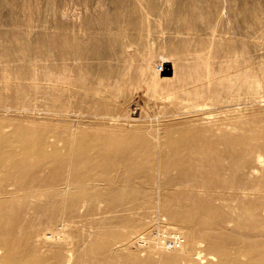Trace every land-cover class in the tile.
I'll list each match as a JSON object with an SVG mask.
<instances>
[{"label":"rangeland","instance_id":"rangeland-1","mask_svg":"<svg viewBox=\"0 0 264 264\" xmlns=\"http://www.w3.org/2000/svg\"><path fill=\"white\" fill-rule=\"evenodd\" d=\"M188 128L217 144L172 148ZM40 130L100 148L66 157L58 147L41 176L61 183L68 173L70 188L0 223V264L10 229L51 264L215 262L206 235L199 258L162 252L153 232L172 238L183 226L192 201L182 190L232 161L237 137L258 147L237 160L245 177L264 176V0H0V136L17 144ZM174 180L178 191L149 188ZM43 230L54 240L37 237Z\"/></svg>","mask_w":264,"mask_h":264},{"label":"bare ground","instance_id":"bare-ground-1","mask_svg":"<svg viewBox=\"0 0 264 264\" xmlns=\"http://www.w3.org/2000/svg\"><path fill=\"white\" fill-rule=\"evenodd\" d=\"M246 127L247 124H238L240 130H244ZM202 136L201 129H183L179 132L177 139L169 141V145L172 148H182L183 144H188L191 148L193 146V149H197L196 146L202 140L203 143L208 144L207 147H212L218 142L216 138L209 141ZM49 139L50 132L44 130L38 131L33 141L25 139L17 144H12L0 136V223L6 221L12 227L16 223L15 213L17 211L24 210L26 212V209H32L35 206V204L31 206V199H41L40 197L43 196L44 192L49 190L59 193L65 191L66 187L70 188V182L66 181L68 173L66 180L61 183L59 181L56 183L53 181L48 182L46 177L41 176V173H46L48 176V173L54 169L53 158L59 155L58 150L60 149L58 147L60 145L63 146L66 157H71L76 152L100 148V139L91 136H85L75 141L66 137L59 139L51 137V140ZM234 145L240 147V149L232 148V161H229L225 166L216 165L213 169L214 175L210 173L211 178L205 177L207 180H204V178V181L194 182L191 186H186L182 190L181 194L189 196L192 205L189 206L188 212L183 215L185 218L183 226L180 228L173 227L174 230L168 232L173 235L170 238L173 247H168L169 245L167 246L166 241H164L166 234L164 236L162 233L165 231V226L163 232L158 231L159 235L154 234L155 238L153 239H156V242L149 239L161 248L162 252H180L185 256L189 254V257L196 255L201 258L202 254L196 252V247L201 235H206L205 240L215 252L212 253L214 256L211 259L214 260L217 257L215 262L209 264H264V176L255 181L247 179L248 177L245 176L248 175L251 169L247 167V163L239 166L237 161L243 159L245 153L258 147L250 140L249 136L237 137L231 141V146ZM171 147L170 150L172 151ZM255 152H257V162H263L262 156L258 154V149ZM159 156V160L154 165L159 166L160 169L167 156L163 153H160ZM108 166L106 165L104 168ZM182 166L183 164L180 161L178 165L172 167L181 169ZM123 167L122 164H116L114 171L120 172ZM241 175L244 178H241ZM214 178L216 179L213 180ZM175 181L163 185L161 183L159 185L157 182V188H154V186H149V188L152 191L156 190L155 192L178 191V187H176L178 183ZM160 200L162 199L160 198ZM34 209H37V206ZM224 229L240 232L241 235L250 236V238L254 235L260 236L263 240L245 242L239 240V236L233 238L226 235H215L214 231L222 232ZM44 230L37 233V237L39 236L46 241L51 238L54 240L52 235L48 237V233ZM24 241L23 236L19 238L13 236L10 229L4 241L1 262L3 264H14L17 258L22 257L21 264H51L34 248L25 247ZM66 251L69 254L71 249H66ZM70 260L72 258L66 264H69ZM202 263V259H200V264Z\"/></svg>","mask_w":264,"mask_h":264},{"label":"built area","instance_id":"built-area-1","mask_svg":"<svg viewBox=\"0 0 264 264\" xmlns=\"http://www.w3.org/2000/svg\"><path fill=\"white\" fill-rule=\"evenodd\" d=\"M153 233L154 234H157V235L160 234L159 232L158 233L153 232ZM164 241H166L167 245H169V246H172L173 245V243L171 242L172 240L170 238H165Z\"/></svg>","mask_w":264,"mask_h":264}]
</instances>
